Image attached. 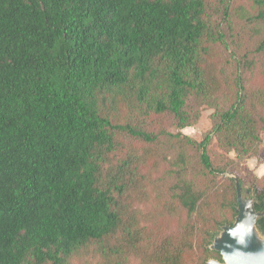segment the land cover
<instances>
[{
	"label": "trees",
	"instance_id": "obj_1",
	"mask_svg": "<svg viewBox=\"0 0 264 264\" xmlns=\"http://www.w3.org/2000/svg\"><path fill=\"white\" fill-rule=\"evenodd\" d=\"M263 138L264 0H0V264L222 260Z\"/></svg>",
	"mask_w": 264,
	"mask_h": 264
},
{
	"label": "water",
	"instance_id": "obj_2",
	"mask_svg": "<svg viewBox=\"0 0 264 264\" xmlns=\"http://www.w3.org/2000/svg\"><path fill=\"white\" fill-rule=\"evenodd\" d=\"M238 192V214L232 225L224 226L215 238L212 249L219 251L222 260L210 264H264V235L257 227L263 214L254 206V199L244 198L240 179L235 176Z\"/></svg>",
	"mask_w": 264,
	"mask_h": 264
},
{
	"label": "rangeland",
	"instance_id": "obj_3",
	"mask_svg": "<svg viewBox=\"0 0 264 264\" xmlns=\"http://www.w3.org/2000/svg\"><path fill=\"white\" fill-rule=\"evenodd\" d=\"M211 111L212 110L208 108L204 109L197 123L192 126L182 128L181 130L184 133L189 134L198 140H201L203 134L211 127V122L209 119V114L211 113ZM172 130L177 131L178 129L172 128ZM260 154L264 157V138L263 143L260 147ZM231 155L235 156V153H231ZM238 169L245 178L244 185L242 187V195L244 196V198L250 199L252 197L248 195L247 187L255 179L256 176H261L264 174V162H260L255 157L243 158L239 160Z\"/></svg>",
	"mask_w": 264,
	"mask_h": 264
}]
</instances>
